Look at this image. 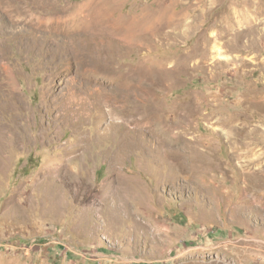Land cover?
<instances>
[{"label": "rangeland", "instance_id": "rangeland-1", "mask_svg": "<svg viewBox=\"0 0 264 264\" xmlns=\"http://www.w3.org/2000/svg\"><path fill=\"white\" fill-rule=\"evenodd\" d=\"M264 0H0V264H264Z\"/></svg>", "mask_w": 264, "mask_h": 264}, {"label": "bare ground", "instance_id": "bare-ground-1", "mask_svg": "<svg viewBox=\"0 0 264 264\" xmlns=\"http://www.w3.org/2000/svg\"><path fill=\"white\" fill-rule=\"evenodd\" d=\"M264 169V166L262 165V167L260 168H258V171H261V170H263Z\"/></svg>", "mask_w": 264, "mask_h": 264}]
</instances>
